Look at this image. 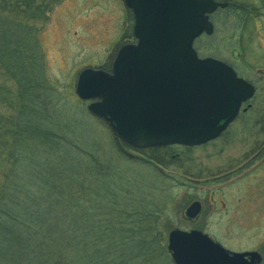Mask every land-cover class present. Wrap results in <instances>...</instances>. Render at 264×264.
I'll return each instance as SVG.
<instances>
[{
    "label": "rangeland",
    "instance_id": "rangeland-1",
    "mask_svg": "<svg viewBox=\"0 0 264 264\" xmlns=\"http://www.w3.org/2000/svg\"><path fill=\"white\" fill-rule=\"evenodd\" d=\"M226 1V8L211 15L213 34L201 36L194 47L202 58L232 65L256 91L226 132L203 146L154 151L123 147L109 126L85 108L94 100L76 96L79 72L92 68L110 73L116 51L132 38V13L122 0H59L38 27L40 59L70 140L84 143L89 154L102 150V159L97 158L102 210L111 195L120 208L126 206L124 211H148L147 222L151 220L165 246L169 231L195 229L228 250L258 252L259 264H264L262 5L261 0ZM155 155L159 162L152 161ZM195 200L201 203L200 213L188 220L184 211Z\"/></svg>",
    "mask_w": 264,
    "mask_h": 264
},
{
    "label": "trees",
    "instance_id": "trees-1",
    "mask_svg": "<svg viewBox=\"0 0 264 264\" xmlns=\"http://www.w3.org/2000/svg\"><path fill=\"white\" fill-rule=\"evenodd\" d=\"M58 1L0 0V264H172L148 211L102 210V150L57 115L37 34Z\"/></svg>",
    "mask_w": 264,
    "mask_h": 264
},
{
    "label": "water",
    "instance_id": "water-1",
    "mask_svg": "<svg viewBox=\"0 0 264 264\" xmlns=\"http://www.w3.org/2000/svg\"><path fill=\"white\" fill-rule=\"evenodd\" d=\"M133 14L134 44L121 46L110 73L84 68L75 93L94 100L85 108L114 137L135 149L198 146L217 138L254 87L224 63L198 58L193 40L212 33L208 14L225 7L213 0H123ZM264 5V0H263ZM199 201L184 211L199 214ZM173 264H259L256 251L233 252L205 233L173 229L167 235Z\"/></svg>",
    "mask_w": 264,
    "mask_h": 264
},
{
    "label": "flooded vegetation",
    "instance_id": "flooded-vegetation-1",
    "mask_svg": "<svg viewBox=\"0 0 264 264\" xmlns=\"http://www.w3.org/2000/svg\"><path fill=\"white\" fill-rule=\"evenodd\" d=\"M214 1H216V2H224V3H226V5H225V7H222V8H220V9H224V8H226L227 7V5H228V1H226V0H214ZM242 1V0H241ZM240 4H244V3H247L246 2V0H244V1H242V3L241 2H239ZM261 12L259 13V16H260V18L262 17V20H263V24H264V5H263V0H261ZM219 8H216V10L213 12V13H215L217 10H218ZM251 10H254V8L253 9H251ZM213 13H211L210 15H209V20L212 22V20L210 19L211 18V15L213 14ZM253 13V12H252ZM213 23V22H212ZM214 25V24H213ZM201 36H203V35H201ZM201 36L200 37H198V39L199 38H201ZM198 39H196V40H198ZM196 40H194V45H195V43H196ZM135 40L133 39V38H131L130 39V41H129V43H133ZM196 49V48H195ZM197 50V49H196ZM216 59H218V60H220V61H223L222 59H219V58H216ZM224 62V61H223ZM226 65H228V66H230L231 68H232V70H234V68L232 67V65H230V64H228V63H226V62H224ZM235 72H236V70H234ZM236 74H237V72H236ZM238 75V74H237ZM255 87V86H254ZM246 105H248V102H246L245 103ZM245 104H243L242 105V108L240 109V111H239V113H238V115L235 117V119L233 120V122L234 121H236V119L238 118V116H239V114H240V112L241 111H244V105ZM261 143H263V147H264V139H263V142H261ZM253 145H255V144H253ZM174 147V146H173ZM182 148H189V147H183V146H181ZM262 159L264 160V158L262 157ZM262 160V161H263Z\"/></svg>",
    "mask_w": 264,
    "mask_h": 264
}]
</instances>
